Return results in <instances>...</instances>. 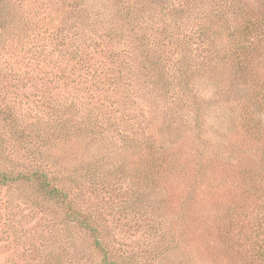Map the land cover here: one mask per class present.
I'll use <instances>...</instances> for the list:
<instances>
[{
  "label": "rangeland",
  "instance_id": "1",
  "mask_svg": "<svg viewBox=\"0 0 264 264\" xmlns=\"http://www.w3.org/2000/svg\"><path fill=\"white\" fill-rule=\"evenodd\" d=\"M263 27L264 0H0V264H260Z\"/></svg>",
  "mask_w": 264,
  "mask_h": 264
},
{
  "label": "trees",
  "instance_id": "2",
  "mask_svg": "<svg viewBox=\"0 0 264 264\" xmlns=\"http://www.w3.org/2000/svg\"><path fill=\"white\" fill-rule=\"evenodd\" d=\"M244 25H246V26L240 31V33H241L240 42L237 43V47H236V51H238V53H237L238 55L239 54L243 55V54L248 53V51H251L255 48H259V47H257L258 42L256 40H254L250 34L253 31L252 27H251V22H246ZM263 29H264V27H263ZM249 34H250V36H249ZM247 36H249V37H247ZM260 133L264 134V131H260ZM261 139L263 140L264 138H261ZM34 177H35V181H37V186H38L40 192L43 193V195L45 196L46 199H48V198L49 199H55V200L61 199L62 201H64L66 199L65 195L59 193L57 188L53 187L52 189H50V183L48 182V179L46 178V176H43L42 174H40V175L35 174ZM255 178L258 179L259 177L256 176ZM28 181H29V178H28ZM259 191H260V197L263 200L264 199V197H263L264 192H263V190H259ZM260 208H261V210L264 211V205H262ZM74 221L81 224L82 226L87 227L88 229H91L90 225L88 226V224L84 221V219L82 217L80 218V216H75ZM263 231H264V229L262 231L257 232V237H261ZM258 240L260 242H262L264 240V238L263 239L258 238ZM258 260H259L260 264H264V251L261 254H259Z\"/></svg>",
  "mask_w": 264,
  "mask_h": 264
}]
</instances>
